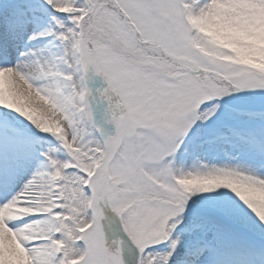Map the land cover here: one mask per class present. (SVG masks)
Returning a JSON list of instances; mask_svg holds the SVG:
<instances>
[{
    "label": "rangeland",
    "instance_id": "rangeland-1",
    "mask_svg": "<svg viewBox=\"0 0 264 264\" xmlns=\"http://www.w3.org/2000/svg\"><path fill=\"white\" fill-rule=\"evenodd\" d=\"M46 1L52 8L75 4L80 7L74 16L76 39L68 41L74 49L78 111L75 116L67 111L65 118H60L61 131L56 135L48 133L50 138L44 139L45 148L37 146V150L35 133L44 128L53 129L59 118L53 115L31 117L30 123L25 125L14 120L11 123L6 118V123L14 127L11 128L6 126L0 113V191L4 194L0 193V211L6 210L11 187L20 182L28 189L33 164L41 157L50 166L42 175L57 187L56 192L48 193L49 205L45 210L31 209L28 216L6 223L7 230L17 232L14 240L25 258L34 260L37 253L46 264L54 261L58 264H111L114 256H118L117 252L109 250L105 241L107 228L112 230V241L113 235L118 241L115 233L121 230L127 246L132 249L130 264H229L231 259L216 256L211 247L205 246V242L209 244L207 233L195 239V243L191 240L195 231L205 230L203 221H211L225 238H235L248 252L264 260V229H261L264 205L243 207L245 201L238 190L258 178L257 165L249 162V155L244 151L226 150L227 154L223 155L215 146L203 143L218 131L210 130L215 123L226 118L256 120L258 113H264V0ZM29 3L17 0L9 12L0 15V29H7L13 40L37 47L38 44H31L30 33L35 24H40L41 16L29 8ZM114 3L126 19L121 22L122 26L112 22L105 9L97 12V6ZM199 8L209 11L201 27L192 18L199 15ZM29 17H32L31 23ZM82 25L86 29L84 37ZM64 26L61 23L60 29ZM58 35L60 40H65L61 33ZM136 35L145 43L153 44L142 52L139 50L142 55L153 51L170 56L175 65L192 72L194 80L201 78L206 67L213 79L212 97H207L209 92L189 78L149 74L154 68L147 60L143 61L149 68L146 74L134 72L103 49L104 42L111 41L116 44V51L121 48L131 54L125 55L131 62L138 55L130 52L127 37L142 42ZM10 47L0 39V59L3 60L0 66H5V73H16L19 63L15 57L11 58ZM15 51L18 54L19 48ZM52 51L46 45L45 54ZM83 51L84 54L91 52L92 57L86 61ZM93 61L100 73L97 78L84 67V63L88 65ZM56 72L50 70L55 76ZM96 83L107 96L113 94L119 104V116L106 123L104 137L88 96V87L91 91L98 87ZM35 94L41 104L54 109L55 98L48 93L42 97ZM91 96L96 99L92 93ZM97 100L104 108V101ZM55 112L58 113V109ZM117 125L122 134L111 136V141L115 142L112 146L110 139H106ZM252 126L257 129L255 124ZM2 132L11 135L18 132L22 141L9 140ZM106 153L110 156L105 158ZM104 158L106 161L110 158L108 169L104 171L109 178V190L118 186L119 192L112 198L110 208L101 203L99 229L95 228L93 190L102 188L96 176ZM183 168L190 174L199 171L205 185L181 183ZM13 178L16 181H11ZM24 178L26 181L22 180ZM75 180L84 199V220L64 191ZM144 194L153 196V200L137 201ZM28 200L33 207L34 198ZM185 206L190 208L183 210ZM40 219L49 223L34 226L31 229L34 238L18 233ZM108 222L113 227L110 228ZM204 223L209 226L208 222ZM101 230L103 237L99 236ZM119 246L122 251L118 243ZM172 251L178 256L174 257ZM241 262L248 264L244 258Z\"/></svg>",
    "mask_w": 264,
    "mask_h": 264
},
{
    "label": "bare ground",
    "instance_id": "bare-ground-1",
    "mask_svg": "<svg viewBox=\"0 0 264 264\" xmlns=\"http://www.w3.org/2000/svg\"><path fill=\"white\" fill-rule=\"evenodd\" d=\"M24 1L30 2L29 8L37 11L41 16V20L39 19L40 24H35L30 33L32 37L31 44H38V46L24 45L10 38L9 31L4 27L2 30L0 29V39L3 38L5 44L11 46V58L15 57V60L19 63L15 67L16 73H5L3 72L5 66H0V113L3 114L5 123L7 118L11 123L14 120L21 125L30 123V118L36 116L53 115L59 118L53 129L44 128L35 133L34 148L37 150V146L41 149L42 147L45 148L43 143L46 137L50 138L48 133L56 135L61 131L60 118H65L67 111L70 110L71 116L77 115L79 88L77 73L73 64L74 49L68 41L74 42L76 39L73 32L74 16L80 11V7L75 4L66 8H52L46 0ZM16 2L17 0H0V15L9 12ZM206 12L209 11L205 10L204 12L202 8H199L197 13L199 15L192 17L193 21L200 27L204 25L203 21L209 17ZM31 18L29 17V23L32 22ZM61 23L65 25L62 29H60ZM59 33L65 38L64 41L60 40ZM46 45H49L53 51L45 54ZM18 48L19 53L17 54L15 49ZM1 61H3L2 58ZM50 70H56V76L50 74ZM35 92L40 97L44 93H48L55 98L57 103L52 106L55 110L58 109V113L53 108L50 109L41 104ZM237 119L226 118L223 122L215 123L214 127H210V130H218L219 133L214 132V136L210 135V138L205 139V145H213L217 151L223 154L226 153V150H243L249 155V162L257 165L256 167L259 169L258 178L247 184V186H240L238 189L241 192L240 198L245 201L243 207L253 208L261 204L264 205V113L262 115L258 113L256 120L251 118ZM252 124H255L257 129H254ZM6 126L14 128L9 123H6ZM18 132L13 135L8 132L2 133L9 140L15 139L20 143L22 140H20L21 137ZM220 153L217 154L220 155ZM45 162H47L46 159L42 157L41 160H35L28 189L24 187V183L20 182L17 186L11 187V195L5 203L6 210L0 211V264H33L34 262L36 264H46V262H43L44 259L40 258V254L37 253L34 260H27L24 256L25 253L14 240L17 232H11L6 228L7 222L12 223L22 216H28L31 209L39 212L45 210L49 205L48 193L53 192V190L56 192L57 187L54 182L47 180L42 175V171L50 167ZM180 174L179 181L181 183L190 181L205 185V180L202 179L199 171L195 172L194 175L183 168ZM25 179L22 180L26 181ZM11 181H16V179L13 178ZM64 191L71 202L76 204L80 218L84 220V199L78 181H72L71 187ZM0 193L2 196L4 195L2 191ZM26 196L34 198L33 207L29 206L28 199L30 197L27 198ZM64 200H66L65 196ZM204 222H208L209 224L206 225L209 226H205ZM43 223L47 224L49 222L43 219L36 220L31 222L28 227L18 230V233L21 236L32 235L31 229ZM202 223L205 230H197L193 233L191 240L194 243L195 239L202 238L201 235L207 233L209 244L205 242V246L207 248L211 247V252L216 256L231 259L232 262H229V264H242L241 260L243 258L248 264H264V260H259L258 254L248 252L242 243L236 241L235 238L230 240L228 236L225 238L224 235H221V231H218L219 227L211 221H203ZM261 229H264V223ZM34 235L31 237L34 238ZM172 254L174 257L178 256V253L176 254L174 251H172ZM52 264H58V262L54 261Z\"/></svg>",
    "mask_w": 264,
    "mask_h": 264
}]
</instances>
